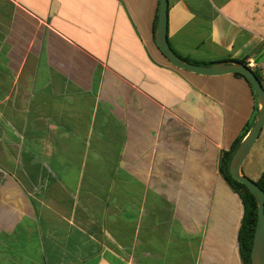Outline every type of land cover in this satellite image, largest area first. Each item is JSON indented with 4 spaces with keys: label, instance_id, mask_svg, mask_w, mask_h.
<instances>
[{
    "label": "crops",
    "instance_id": "crops-1",
    "mask_svg": "<svg viewBox=\"0 0 264 264\" xmlns=\"http://www.w3.org/2000/svg\"><path fill=\"white\" fill-rule=\"evenodd\" d=\"M4 1L0 264H242L219 160L255 121L252 87L170 65L159 0ZM167 41L264 81V0H168ZM253 149L242 168L264 163V132Z\"/></svg>",
    "mask_w": 264,
    "mask_h": 264
},
{
    "label": "water",
    "instance_id": "water-1",
    "mask_svg": "<svg viewBox=\"0 0 264 264\" xmlns=\"http://www.w3.org/2000/svg\"><path fill=\"white\" fill-rule=\"evenodd\" d=\"M168 0H159L157 22L154 33L155 43L161 54L173 67L203 76L240 74L250 83L258 102V113L246 136L239 143L229 162L230 176L243 184L257 204V219L250 253V264H264V192L255 181L242 174V164L257 140L264 126V88L253 70L246 64L235 61L196 65L181 59L167 41Z\"/></svg>",
    "mask_w": 264,
    "mask_h": 264
},
{
    "label": "trees",
    "instance_id": "trees-1",
    "mask_svg": "<svg viewBox=\"0 0 264 264\" xmlns=\"http://www.w3.org/2000/svg\"><path fill=\"white\" fill-rule=\"evenodd\" d=\"M184 61L189 62L188 60H184ZM192 63L199 64L195 62ZM199 65H209V64H199ZM254 74L257 76V78L260 80L261 84L263 85L264 81L261 78V76L256 71H254ZM234 75L242 77L250 85V83L247 81V79L244 76L237 73H234ZM252 122L245 125L240 136L233 141V143L231 144L228 150L222 151L219 160V173L222 176V178L227 182V184L231 187V189L236 193L242 206V215H241L239 228L237 231V247L242 264H250L251 246H252L253 235H254L256 219H257V204L254 197L247 190V188L243 184L235 181L230 176L228 167L232 154L234 153V151L236 150L242 139L248 133L249 129L253 124ZM255 183L264 192V169L261 172L259 178L255 181Z\"/></svg>",
    "mask_w": 264,
    "mask_h": 264
},
{
    "label": "rangeland",
    "instance_id": "rangeland-1",
    "mask_svg": "<svg viewBox=\"0 0 264 264\" xmlns=\"http://www.w3.org/2000/svg\"><path fill=\"white\" fill-rule=\"evenodd\" d=\"M11 14H14V7L12 4H8V2L4 1L0 4V25L1 28L6 29L5 31H2L0 29V42H2L1 52L5 55L12 54L14 57V31H12V26L10 25L12 19ZM9 30V31H8ZM239 124V123H238ZM264 128L261 130L257 141L254 143L253 151H256L257 148H259V145L261 143V139L263 137ZM253 154V153H251ZM263 160H258L257 156L253 160L252 166L247 169L246 165L242 168V173L247 178L251 179L252 181L257 180L258 172L263 168Z\"/></svg>",
    "mask_w": 264,
    "mask_h": 264
}]
</instances>
